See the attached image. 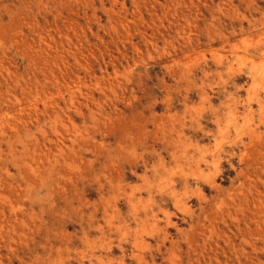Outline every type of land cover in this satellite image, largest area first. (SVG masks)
<instances>
[{
  "label": "rangeland",
  "instance_id": "1",
  "mask_svg": "<svg viewBox=\"0 0 264 264\" xmlns=\"http://www.w3.org/2000/svg\"><path fill=\"white\" fill-rule=\"evenodd\" d=\"M0 264H264V0H0Z\"/></svg>",
  "mask_w": 264,
  "mask_h": 264
},
{
  "label": "bare ground",
  "instance_id": "2",
  "mask_svg": "<svg viewBox=\"0 0 264 264\" xmlns=\"http://www.w3.org/2000/svg\"><path fill=\"white\" fill-rule=\"evenodd\" d=\"M236 64V63H235ZM203 103V102H202ZM241 104V103H240ZM217 143V142H216ZM201 147V146H200ZM176 204V203H175ZM147 232V231H146ZM131 254V253H130Z\"/></svg>",
  "mask_w": 264,
  "mask_h": 264
}]
</instances>
